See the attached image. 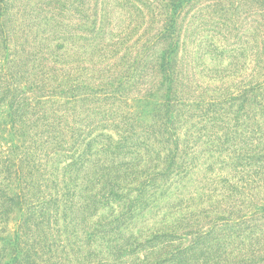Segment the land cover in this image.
Segmentation results:
<instances>
[{"label": "trees", "instance_id": "16d2710c", "mask_svg": "<svg viewBox=\"0 0 264 264\" xmlns=\"http://www.w3.org/2000/svg\"><path fill=\"white\" fill-rule=\"evenodd\" d=\"M243 1L0 0L13 143L0 142V264H264V126L246 124L256 90L179 108L206 55L264 66ZM69 90L55 108L42 100ZM142 90L163 101L133 111ZM196 145L219 155L189 178ZM60 173L81 180L59 187Z\"/></svg>", "mask_w": 264, "mask_h": 264}, {"label": "rangeland", "instance_id": "374dc122", "mask_svg": "<svg viewBox=\"0 0 264 264\" xmlns=\"http://www.w3.org/2000/svg\"><path fill=\"white\" fill-rule=\"evenodd\" d=\"M245 1L242 2L241 8L242 10L246 11V22L244 24L245 31L248 34V46L250 44L252 45L255 41L259 40V48H264V0H248V3ZM257 36H254L256 35ZM249 54H251V49L248 47ZM254 50V49H253ZM253 59V57H251ZM204 62L208 66L209 73L206 74V77L203 79H200L197 82L198 85L194 84V92L190 93L189 96H187L188 101L185 102L184 106H180L179 108L186 109L191 114L197 112L199 110V105H208L211 102H213L215 99L221 98L222 100L225 99V96H231L232 94L237 95L238 93H242L243 91H247L249 88L255 89L256 91L246 92L248 96L245 98L248 100V102L251 104L253 99H255L257 104V109H252L251 111L258 112V118L255 120L254 116L249 115L246 117V124L248 126V130H260L261 128L258 127V125L264 126V66L259 67L256 66V61L250 62V56H247L245 63L243 64L242 68L238 64L232 67L231 61L224 58H217L216 56H205ZM1 63L4 65V63L1 61ZM217 71V73H216ZM239 81V82H237ZM257 82H262V86L260 89L253 86ZM236 83H239V88L236 89L238 85ZM57 88V87H55ZM54 90V88H53ZM59 90V87H58ZM140 94H136L135 91L132 93V98H130L131 102V109L133 111H140L142 108H150V103H161L163 100H158L159 97H148L146 96L147 93H145V90L138 91ZM137 92V93H138ZM56 93V92H55ZM59 93V92H58ZM44 97L42 98L43 101L46 100V105L48 107L55 108L58 104L64 103L70 99L71 91L69 90V94H52L49 96V93L46 91L44 93ZM230 94V95H229ZM245 95V93L237 96L236 100L233 102V104L230 107H234V110L237 109L238 100L242 101L241 98ZM201 100H205L203 102H199ZM185 100L182 101L184 103ZM177 108H174L173 110H176ZM7 105H3L0 108V135H2V139L0 142L2 150H7L12 147V142L9 141L11 136L9 135V131L4 130L5 127L10 128V124L8 125V119H7V113H8ZM5 111V112H4ZM151 111V110H149ZM177 111V110H176ZM175 111V112H176ZM178 125L176 126V128ZM188 128V126H179L178 130L180 132V136L183 137L185 130ZM262 137L261 133L259 132H253L252 138H259ZM0 148V149H1ZM196 150L193 153V156H197V160L195 162V168L190 170L189 178H196L198 176L201 177L203 173H207L209 165H211V161L215 160L214 157H218V153L211 154L202 151V149L209 148L206 147V145H196ZM167 154H165L166 156ZM225 156V154H223ZM69 160L65 161L68 162ZM214 162V161H213ZM214 166H217L213 163ZM215 172L216 171L215 169ZM224 174L227 173H233L236 174L233 170H229L227 172H223ZM72 177H75L77 180L80 177H76L75 173L71 175ZM70 175L60 173L56 176V184L59 185V187H63L65 182L71 179ZM81 179H79L80 181ZM191 186V188H193ZM75 189V188H74ZM108 209H100L97 212V215L95 218L102 217L104 214L108 215L110 211H107ZM107 242L105 239H101L100 237H96L94 242L88 246V248H91L97 252H101L103 247L105 246ZM83 249H86L83 246Z\"/></svg>", "mask_w": 264, "mask_h": 264}]
</instances>
